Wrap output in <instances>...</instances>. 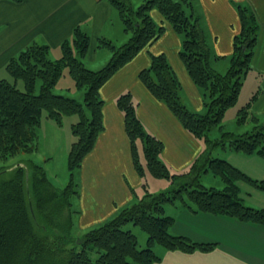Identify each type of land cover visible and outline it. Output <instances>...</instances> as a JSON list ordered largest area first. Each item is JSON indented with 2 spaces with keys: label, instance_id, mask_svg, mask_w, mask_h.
Here are the masks:
<instances>
[{
  "label": "trees",
  "instance_id": "16d2710c",
  "mask_svg": "<svg viewBox=\"0 0 264 264\" xmlns=\"http://www.w3.org/2000/svg\"><path fill=\"white\" fill-rule=\"evenodd\" d=\"M107 1L130 36L119 46L110 40L98 39V46L111 53L104 66L91 69L84 64L82 58L87 53L89 36L76 27L72 40L61 43L58 59L47 57V45L32 43L7 63L6 71L14 82L0 79V161L38 150L43 117L61 126L64 116H78L71 124L74 138L67 152L69 178L63 188H56L44 164L32 159L0 168V264H154L160 260L154 245L184 252L212 249V244L196 243L170 232L174 218L164 212V205L168 203L180 202L192 213L226 215L264 224V208L245 205L236 185L239 179H250L227 160L211 158L206 165L198 157L187 172L171 173L160 159L163 143L146 130L136 112L138 102L125 91L117 96L115 103L123 114L138 174L144 176L148 172L153 177L172 180L187 176V181L171 191H146L137 202L121 209L108 221L75 236L71 206L78 191L74 172L103 129V100L99 90L117 70L164 32V23H157L151 17L152 9L180 36L179 57L199 89L206 111L192 112L182 104L180 82L163 53L151 55L149 66L139 72L138 78L144 87L170 109L192 136L204 141L203 153L209 154L216 145L227 144L226 147L237 152L264 158L263 123L243 134L223 132L216 141L206 136L220 125L225 111L236 103L242 80L251 68L259 31V22L251 7L235 4L240 31L233 37L229 63L222 72L212 60L225 61L227 57L210 51L201 18L194 8L195 0H143L139 5L131 0ZM64 68L68 69L76 89L84 90L81 101L53 93ZM18 79L23 83V90L16 86ZM255 98L253 94L251 100ZM250 104L239 111V122ZM206 172L219 176L224 187L202 185L199 177ZM130 223L146 233L145 247H138L136 235L127 228Z\"/></svg>",
  "mask_w": 264,
  "mask_h": 264
},
{
  "label": "crops",
  "instance_id": "0c3cea01",
  "mask_svg": "<svg viewBox=\"0 0 264 264\" xmlns=\"http://www.w3.org/2000/svg\"><path fill=\"white\" fill-rule=\"evenodd\" d=\"M21 1L24 3L22 9L10 0L0 1V17H3L7 25L10 45L16 42L22 33L26 35H22L25 37L21 43L22 46L12 47L15 53H18L17 50L20 51L25 45L36 41L35 39H41L53 48L58 47L64 40L69 39L76 27L89 35L92 51L99 37H107L103 33L114 30L121 33V40H113L116 44L128 38L117 12L107 0ZM131 1L134 5L143 2L142 0ZM236 3L249 5L258 19L260 30L250 67L252 71L263 75L264 0H195L194 8L201 18L207 40L213 45L214 54L226 57L232 53L233 37L240 31ZM150 14L157 23H164V32L152 44L143 48L130 62L117 70L99 90L103 100V129L96 137L92 150L83 158L79 167L77 182L80 213L78 218L73 219V229L76 228L75 236H80L87 230L108 221L121 209L137 202L147 190L143 182L146 174L141 176L135 169L130 142L124 128L123 114L115 103L120 93L129 91L138 102L137 115L146 130L163 143L160 159L167 167H175L177 171L189 168L192 161L203 151L200 141L182 126L163 102L149 93L138 78L139 72L149 66L151 55L163 53L168 61L169 55L172 57L176 55L174 61L178 65V73L175 72L177 78H180L187 91L192 92L193 99L202 100L199 89L192 82L179 57L180 36L156 9H152ZM106 39L112 41L110 37ZM91 56L92 52L89 53V58ZM84 64L94 69L88 66L86 61ZM263 98L262 90L261 96L255 98L251 106L253 112L260 113ZM256 106L259 107L257 110H255ZM50 122L45 123V131L50 133L48 130L50 127L53 131L59 132L58 127L62 125L57 126L54 122ZM42 126L41 122L40 130ZM65 134L69 147L73 140L72 133L70 137L66 131ZM248 156H251L248 158H254L253 156L262 158L257 154ZM251 162L254 164L258 162L264 166V158ZM239 167V170L250 179L248 181L264 189L262 184H258V180H251L248 170L252 167L247 166V172L243 167ZM242 194L240 192L241 196ZM241 198L245 205L263 207L261 202H256L258 204L256 206L249 199L246 201L243 196ZM166 205H164L165 214L174 218V223L170 227L172 234L186 237L196 243L212 244L213 248L208 251L196 249L192 252H184L167 250L162 246L157 250L154 245L153 250L160 258L154 264H264V224L245 222L226 215L192 213L180 202Z\"/></svg>",
  "mask_w": 264,
  "mask_h": 264
},
{
  "label": "rangeland",
  "instance_id": "374dc122",
  "mask_svg": "<svg viewBox=\"0 0 264 264\" xmlns=\"http://www.w3.org/2000/svg\"><path fill=\"white\" fill-rule=\"evenodd\" d=\"M0 1H5V0H0ZM10 1L13 3H16L19 9H22L24 5L23 1L21 0H10ZM259 30H260V25H259ZM22 35L23 33L20 36H18V39L16 40V42H13L10 45V41H8L9 34L7 32V25L4 23L3 17H0V79H7L10 82H14V79L12 78V76L6 71L7 63L12 58L16 57L21 51L25 50L32 43L47 45L48 46L47 57L49 59L56 60L61 56L60 45L58 47L55 46L53 48L50 45H48L47 42L41 41V39H35L36 41L25 45L23 49H21L20 51L17 50L18 53L17 52L15 53V51L12 50V47L22 46L21 43H23V41L25 40V37H22ZM103 35L105 37L106 36L110 37L112 39V41L111 40L110 41L114 43L115 46H119L125 42V41L123 42L121 41V43L116 44L113 41V40H121V37H122V34L117 33L116 30H114L113 32L103 33ZM127 35L128 37L130 36L129 33ZM23 36H26V35H23ZM66 40L71 41L72 34L70 35L69 39H66ZM207 42L209 44L210 51L212 52V54H214L215 51L213 49V45L209 42V40H207ZM90 52H92L91 58H89ZM110 55H111L110 51L104 47H99L98 43L96 44V47L94 48L93 51L89 44L87 53L85 57H83L82 59H83V62L86 61L88 66H91L94 69H99L106 64V62L110 58ZM174 57H176V55ZM174 57H172V55H169L168 62L170 66H172L173 71L178 73V65L174 61ZM226 57H227L226 59L223 58L225 61H217L214 59L212 60V64H214L217 70H220L222 72L225 71V67L227 63H229V58L228 56ZM178 80L181 85L179 98L182 104H184L192 112H197L200 114L204 113L206 111V108L204 107V104H203L202 95H201V98H202L201 101L193 99L191 95L192 92L187 91V88L182 85L180 78ZM16 86L18 89L23 90V83L20 79L16 81ZM52 90L54 94L67 95V96L77 99L78 101L82 100V93L84 91L83 89H80V90L76 89L74 85V81L70 77L67 68L63 69L61 77L59 78V80L57 81V83L55 84ZM262 90L264 91V74L260 75L258 72H254L252 71V68H250V70L245 74L242 80V85H241L240 92L238 94L236 103L225 111L220 125H218V127H213L209 133H206L207 134L206 136H208L210 140L216 141L217 139L221 138V134L223 132H232L236 135L243 134V133L251 131L254 126H257L262 123L264 124V110H263L264 109V98L261 101L262 105L260 107H262V109L260 113H257L256 111L253 112L252 107H251L252 104L255 102V100H251L253 94L254 95L256 94V98H259L262 94ZM76 91L78 92L76 93ZM248 102H251L250 107L247 108V112L246 114H244L245 115L244 119L241 122H239L238 121L239 111L243 107H245V105ZM258 108L259 107L256 106L255 110H257ZM75 120L76 121L78 120V116L75 114L64 116V118L62 119V127H58V130L60 129L59 132H55L52 129H50V127H48V130L50 131L49 133L48 131H45L44 125L45 123H51V122L50 120H47L45 117H43L42 118L43 126L41 130L39 129L40 133H39L38 144H37L38 150L36 152H33L32 154L18 153L12 157H9L5 161H0V168L4 166H11L20 160L32 159L34 160V162L40 163L42 166L44 164L47 174L56 188L58 189L63 188L68 182V178H69V172L66 166V157H67V151L69 148L68 147L69 143L67 141L65 131L67 135L70 137L71 135L70 125ZM73 138L74 137L72 136V139ZM199 141L202 145V149L203 150L204 148L206 149L204 141L202 140H199ZM226 145L224 147L220 145H216L210 150L209 154H206V152L204 153L202 152L203 154L200 153L196 158L200 157L201 158L200 163L202 164L204 163L207 165V162H209L211 158L219 157V158L227 160L230 164H232L238 169H240L239 166L243 167L246 172H247V166L252 167L251 170H248V174L251 176V180L252 181L258 180L259 181L258 184L259 185L262 184L264 186V166H261L260 164H258V162H256V164L251 162V161H256V160L259 161V159H262V158L255 157V156H253L254 158H248L251 156H248L241 152L232 150L229 147H226ZM139 153H140L141 158L143 159L141 148H139ZM168 168H170L171 173H185L188 170V167L180 171L175 170V167H172V166ZM78 171H80L79 168L76 169L74 172L75 174L74 181L76 182L78 180ZM186 181H187V176L178 178L176 180H172V179H167V178H156L150 175L148 172L146 173V176L144 177V180H143V182L145 183V187L147 189L146 191L148 193L171 191L173 189H176L179 184H182ZM199 182L206 187H214L216 189H221L224 187V182L222 181V179L219 176L212 174L211 172L202 173L199 177ZM236 185L238 186L240 192L243 193L242 196L245 198L246 201L249 199L256 206H258L256 202H261L263 203L262 205L264 207V189L263 188H258V186H256L253 182L248 181L246 179L237 180ZM77 191H78L77 197L72 198L73 204L71 206V209L74 210V213H72V219L78 218V215L80 213L79 207H78L79 197H80L78 182H77ZM167 205H170V204H167ZM127 228L132 230V232L136 235L137 241H138V247L139 248L145 247L147 244L146 243L147 241L146 233L143 232L138 226H134L132 223L128 224ZM74 229H73V232H75ZM78 231L79 230H77V232ZM155 247H157V250L160 249V246L158 245H155Z\"/></svg>",
  "mask_w": 264,
  "mask_h": 264
}]
</instances>
